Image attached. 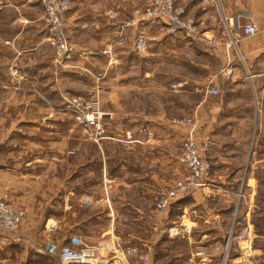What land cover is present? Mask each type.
I'll list each match as a JSON object with an SVG mask.
<instances>
[{
	"label": "crops",
	"instance_id": "obj_1",
	"mask_svg": "<svg viewBox=\"0 0 264 264\" xmlns=\"http://www.w3.org/2000/svg\"><path fill=\"white\" fill-rule=\"evenodd\" d=\"M72 1L65 23L77 52L60 66L48 39L43 0H0V82L4 84L0 95L5 94L0 190L9 191L13 204L27 210L20 233L0 231V264H57L53 254L59 244L79 247L101 244L102 237L129 238L121 231H129L132 214L139 218L133 221L146 220L148 209L154 208V187L181 175L175 143L191 133L198 142H210L206 155L214 172L221 169L216 173L220 178L247 174L256 186L253 175L264 173V0L187 3L185 16L195 20L198 33L222 41L213 47L206 38L190 37L198 58L191 65L206 72L202 81L214 82L220 90L208 95L205 88L194 85L197 98L189 108L194 118L191 127L170 122L171 103L151 112L156 106L153 72L144 65L143 78L136 76L133 58L141 54L136 39L142 33L148 41V31L162 21L125 27L124 46L113 42L132 10L148 0ZM236 23H253L255 34L236 35V43L231 42L227 33ZM111 42L116 45L113 57L105 53ZM152 52L147 47L144 53ZM227 63L235 65L230 79L220 74ZM13 67L21 71L17 80ZM177 81L174 92L183 106L188 101L186 87L197 81L185 77ZM96 86L105 103V133L99 140L84 139L82 129L78 144L67 98L83 88L90 89L81 92L89 98ZM139 94L153 106L142 104ZM215 184L181 196L171 208L184 207L180 219L190 230L203 222L206 242L227 239L226 226L234 222L227 217L232 199L226 200L234 192ZM189 212L195 213L192 218ZM40 228L43 248L30 243ZM57 231L63 234L50 238Z\"/></svg>",
	"mask_w": 264,
	"mask_h": 264
},
{
	"label": "rangeland",
	"instance_id": "obj_2",
	"mask_svg": "<svg viewBox=\"0 0 264 264\" xmlns=\"http://www.w3.org/2000/svg\"><path fill=\"white\" fill-rule=\"evenodd\" d=\"M146 4H144V6H139L134 8L131 13V18L133 17V14L135 13L136 10L139 9L143 10L147 6ZM203 4L208 5L209 2ZM185 18H191V17L185 16ZM153 21H156V19ZM156 25L157 26L155 29H151L149 31L147 30L149 36L147 44L144 49H140V51L136 50L141 54L135 55V57L133 58V62L136 67L135 72L138 78L140 79L143 78L144 65H146L147 67L149 66L153 72L152 76L155 84L153 87L154 89L152 92V97L155 98L156 103L154 102V104L156 106L151 105V101H147L146 98H144V94H142V96H140L139 94V98L140 97L143 98L142 104L148 105L149 108L153 106L151 107L153 108L151 109V112H155V113H157L162 106L167 108L166 105H168V103H171L172 106L169 110L170 122L176 125L178 123L179 124L182 123L186 126H190V125L193 126L194 118L189 112V108L192 105L191 103L195 101L197 98L193 94L195 88L194 85L196 86L198 85L197 87L200 89L205 88L206 91L210 85L212 84L215 85V83L202 81L204 80L203 77L206 74V72H204V70L203 71L196 70L191 65L190 61H192L193 59L198 60V58L195 57L194 50H192L190 46L191 43L190 35L183 37L182 35L176 34V32L169 33L166 25L163 22H159ZM196 31L198 33L197 28ZM198 34L200 39L206 38L202 34L200 33ZM228 35H229V40L232 42L230 34ZM113 42L118 43V41L116 40ZM125 42L126 41L124 40L123 44L121 45L124 46ZM114 43L111 42L107 47L109 48L110 46L113 53H114V48L116 46ZM210 45L213 46L211 43ZM147 47L154 50V52L149 54L144 53L145 51H147ZM114 54H109V56L113 57ZM74 55L70 57H73ZM69 58H65L64 61H62V65L60 66H64L66 59ZM55 62H56V55H55ZM13 69H17V68L16 67L12 68V75L14 76V79L17 80L20 77L19 75L21 71L17 69L19 72L17 75H15L13 73ZM182 77L194 78L197 81L195 84L192 85V83H190L186 87L185 97L186 100L188 101L183 106L182 104L179 103V95L176 92H174L175 86H177L178 83L177 79ZM3 85L4 84L0 82V88ZM82 91L83 92L88 91V93H90V89L86 90L83 88V90L80 89L75 92L74 95L77 96H72L67 99L82 98L84 100L89 101V103L95 102L99 108V111L105 114L104 111L105 103H104V99H102L100 96L101 95L100 89L96 86L94 90V94H90L89 98L81 95ZM4 96L5 94H3L2 96L0 95V116H2ZM157 106H159V108ZM69 113L72 114V116H74L75 119L76 125L74 129L75 131L78 132L77 140H76L78 144L82 143L83 130L86 131V132L83 131L84 139L85 137H87V139L92 137L96 140H99L102 137L98 134L96 135L94 129H86L84 128V126L80 125L73 111L70 110ZM102 123L105 129L104 118L102 119ZM60 129L62 128L60 127ZM0 131L1 133L3 132L2 128ZM43 132H45V135L48 133L46 128ZM190 139L196 142L197 145L200 147L206 146L202 156L203 158H205V161H207L210 165L209 174L204 178V180L201 183H199V185H197L190 191L179 193L176 199L180 198L181 196L191 194V192L196 191L198 189L215 186L216 185L215 183H218L221 186L222 185L229 186L230 191L234 192V194H231L229 197H226V200L228 201L232 199V203H233L232 210H230V213L229 215H227V217L231 218L234 222L230 226L229 225L226 226L225 230L228 231L229 236L227 237V239H224V241L214 240L215 241L214 242L211 240L206 242V239H203V233L204 231H206L205 230L206 227H203L204 223L200 221L201 219L200 216H197L200 222L198 223V225H196L195 228H193V230L192 229L190 230L188 227H186L182 222V220L180 219L182 217L184 207L181 210L179 209L171 210L172 203L176 201V199L171 201L170 203L171 206L167 213L159 214L156 211V205H155L156 191L160 189V187L173 185L174 183H176L177 180H179L184 175L185 166L181 161L180 157L183 154L184 142ZM210 145L211 144L210 142H208V140L198 142L193 137L192 133L189 134L188 137L183 138L179 143H175V148L176 150L179 151L177 158L181 166H183V171L181 175L179 174L176 177V179L172 181V183L154 187L153 196H152L154 208L148 209V212L145 215L146 220L133 221V219H139V218H137L138 216L137 214H132L131 215L132 223L130 225L129 231L128 230H127L128 232L124 230L121 231L124 233V235L128 234L129 238L124 239L115 236L116 238L112 237L110 241H107L106 237H102L100 242L101 244L99 243L97 244L87 243V244L103 247L106 249L108 248L112 250L123 249L132 244L138 247V252L144 253L143 252L144 246L150 243L152 247L150 251L151 264H262L264 262V173H256L255 175H253V177H255L256 179V186L254 184V181L252 180L248 181L247 174L238 175L237 177L223 176L222 178H220L218 175H216V173H218L221 169H215L214 172L212 169V163L206 155L207 151L210 148ZM180 146H182L181 151H180ZM0 193H8L10 198V204L14 209H21V210L23 209L26 211V217L23 221L24 223L27 219V210L23 206L17 207L13 204L12 195L9 193V191L0 190ZM187 204L192 205L191 202H187ZM197 209H198L197 214H200L202 209L201 206H198ZM194 214L195 213H190V212L188 213V215L191 218L193 217ZM194 217H196V215ZM241 218H243L242 224H240L239 229H237L238 228L237 223H239V220L240 221L242 220ZM246 218H248L249 220ZM23 223L15 231H9V232H13L14 234L20 233L23 227ZM245 228H247L248 234L243 236L244 234L243 231ZM40 230L41 228L36 231L37 234L34 236V238L33 237L30 238V243H36L37 247L41 245L43 248V246H45V240H44L45 238L43 236L38 235ZM237 230L239 231L237 234H235ZM2 232H6V231H2ZM251 232L253 233V236H249V234H252ZM62 234H63L62 231L61 232L57 231L55 234L52 233L50 238H52V236L58 237L61 236ZM226 244H228L229 247L228 258H226V256L223 254L224 246ZM63 245L64 244H59V246H57V249L53 254L55 255L53 258L54 263L57 262V261L55 262V259H57L58 257L57 253ZM216 246H220L222 249L216 250L215 249ZM258 250H262L261 254L259 255L257 252ZM201 251H206V254L204 255L200 254ZM101 253H104V249H101ZM116 253L119 254V251H116Z\"/></svg>",
	"mask_w": 264,
	"mask_h": 264
},
{
	"label": "built area",
	"instance_id": "obj_3",
	"mask_svg": "<svg viewBox=\"0 0 264 264\" xmlns=\"http://www.w3.org/2000/svg\"><path fill=\"white\" fill-rule=\"evenodd\" d=\"M190 0H148L147 6L143 10H136L133 17L126 20L123 24L118 38L119 44H123V29L128 26L147 22L150 20L162 21L169 33L180 31L185 35L198 36L196 31L195 21L192 18H185L188 2ZM209 0H203V3H208ZM72 0H43L44 14L43 18L46 24H49L50 33L49 41L56 55V63L62 65L65 58H69L76 52L74 46L69 39L66 30L65 16L70 10ZM234 29L229 30L232 42L236 43V35L248 36L255 34L256 27L253 23H248L242 26L239 23L233 25ZM206 37L204 34H202ZM207 38V37H206ZM213 46L221 44L220 39L208 38ZM147 44L146 36L142 33L138 35L136 48L144 49ZM108 54H114L111 47L105 50ZM228 65L221 70V76L230 79L234 73L235 65ZM17 69H13L15 75L18 74ZM206 93L208 95H217L219 89L214 84L210 85ZM67 108L75 114L77 121L86 129H94L96 135L102 136L105 133L102 119L104 114L99 111L95 102L82 98L67 99ZM205 147H200L192 139L184 142L183 154L180 157L185 166L184 175L173 185L160 187L155 194L156 211L167 213L170 208V203L176 199L181 192L190 191L209 174L210 165L202 154ZM26 217V211L14 209L10 204L8 193H0V231H15L23 223ZM177 231V230H176ZM175 233V231H174ZM243 236L247 235V228L243 231ZM103 246V245H102ZM106 247V246H105ZM151 245L148 243L144 246V253L138 252V247L135 245L127 246L123 249H106L90 244H81L79 247L72 245H63L57 255V264H151ZM104 249V253H101ZM216 250H221L220 246L215 247ZM119 251V254L116 253ZM200 254H206V251H201ZM223 254L228 258V244L224 246ZM224 257V256H223ZM134 259V260H132Z\"/></svg>",
	"mask_w": 264,
	"mask_h": 264
},
{
	"label": "trees",
	"instance_id": "obj_4",
	"mask_svg": "<svg viewBox=\"0 0 264 264\" xmlns=\"http://www.w3.org/2000/svg\"><path fill=\"white\" fill-rule=\"evenodd\" d=\"M187 195H188V194H187ZM187 195H185V197H186ZM178 199H179V198H178ZM178 199H176V201H174V202L172 203V207H173V206H176V203H179V202H180L179 200H181V199H179V200H178Z\"/></svg>",
	"mask_w": 264,
	"mask_h": 264
},
{
	"label": "water",
	"instance_id": "obj_5",
	"mask_svg": "<svg viewBox=\"0 0 264 264\" xmlns=\"http://www.w3.org/2000/svg\"><path fill=\"white\" fill-rule=\"evenodd\" d=\"M54 249V246L53 245H50L49 246V251H52Z\"/></svg>",
	"mask_w": 264,
	"mask_h": 264
}]
</instances>
